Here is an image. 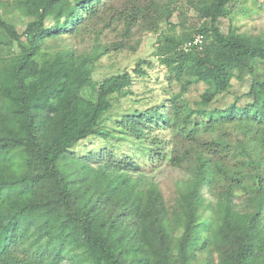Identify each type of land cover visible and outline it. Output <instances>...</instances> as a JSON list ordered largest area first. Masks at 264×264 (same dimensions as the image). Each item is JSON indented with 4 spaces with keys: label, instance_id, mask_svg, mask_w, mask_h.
<instances>
[{
    "label": "trees",
    "instance_id": "1",
    "mask_svg": "<svg viewBox=\"0 0 264 264\" xmlns=\"http://www.w3.org/2000/svg\"><path fill=\"white\" fill-rule=\"evenodd\" d=\"M177 1L13 0L31 19L21 34L0 17V264H264V37L221 31L237 0H186L201 25L177 34ZM162 22L168 33L153 56L179 90L111 130L108 115L132 95L144 62L100 83L96 63L124 49L137 25L159 33ZM114 26L120 37L109 45L47 46ZM196 35L201 50L178 51ZM238 71L250 80L242 95L232 90ZM92 137L148 145L151 163L167 159L178 175L173 197L131 160L71 151Z\"/></svg>",
    "mask_w": 264,
    "mask_h": 264
},
{
    "label": "rangeland",
    "instance_id": "2",
    "mask_svg": "<svg viewBox=\"0 0 264 264\" xmlns=\"http://www.w3.org/2000/svg\"><path fill=\"white\" fill-rule=\"evenodd\" d=\"M115 7H121L129 0H113ZM167 0H160L163 3ZM178 7L180 16L174 14L170 22L175 25L177 34L192 33L197 30L201 22L197 14L189 9L186 5V0H178ZM0 17L8 18L16 28V31L21 34L26 24L31 20L25 18L14 10L13 0H0ZM52 17L45 21V25L50 27ZM219 27L222 32H226L228 27L236 31L238 34L246 36H260L264 37V0H237L233 10L225 18L219 22ZM159 33L148 32L145 24L137 25L131 32L130 37L124 41L125 48L118 52H110L103 56L97 63L92 74V81L100 83L103 79L123 72H131L138 61H143L141 68L145 71L144 76L132 75V85L130 90L132 95L121 100L119 103H114V108L108 115L105 122L109 129L113 130L114 122L125 113L132 109H142L144 107H152L167 99L169 95L177 93L178 85L175 83L168 85L166 83V71L162 68L155 57L153 56L154 49L157 45V39L162 33H168L167 25L162 22L159 24ZM121 27L114 26L109 28L96 29V33L90 32L79 38H67L63 36L61 40L56 42H48L47 46L55 44L59 49H74L77 53L91 49L95 43V39L101 46L109 45L119 39ZM96 34V36L94 35ZM97 37V38H96ZM258 68L256 73H260ZM249 77L242 74L241 71L236 73V78L232 80V90L237 95L248 93L249 91ZM204 85L194 84L190 86L186 95L191 101L198 99L199 95L204 90ZM167 91L169 95H167ZM231 101L232 96H219L217 99ZM242 102L245 99L242 98ZM160 138L168 139L166 131L157 133ZM145 147V148H144ZM149 146L134 145L132 141H123L117 137L109 140L101 138H89L80 142L71 151L77 156L87 155L88 153L103 152L114 156L115 161L131 160L140 166V170L149 174H153L154 179L160 188L166 200L171 199L174 195L175 181L177 180V173L168 168V160L149 161L148 154ZM163 151L166 145L160 147ZM145 149V150H144ZM212 169V168H211ZM210 167L204 168L208 173ZM63 264H71L65 261Z\"/></svg>",
    "mask_w": 264,
    "mask_h": 264
},
{
    "label": "built area",
    "instance_id": "3",
    "mask_svg": "<svg viewBox=\"0 0 264 264\" xmlns=\"http://www.w3.org/2000/svg\"><path fill=\"white\" fill-rule=\"evenodd\" d=\"M203 45V36L196 35L191 41L184 43L178 47V51L189 52L192 49L201 50Z\"/></svg>",
    "mask_w": 264,
    "mask_h": 264
}]
</instances>
